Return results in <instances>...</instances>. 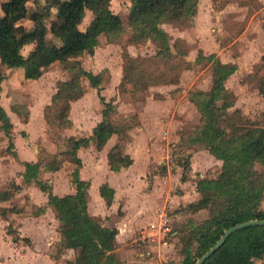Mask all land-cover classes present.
I'll list each match as a JSON object with an SVG mask.
<instances>
[{"label": "rangeland", "instance_id": "rangeland-1", "mask_svg": "<svg viewBox=\"0 0 264 264\" xmlns=\"http://www.w3.org/2000/svg\"><path fill=\"white\" fill-rule=\"evenodd\" d=\"M127 1L110 0V9L117 12L124 27L116 41L109 42L100 34L91 53L82 52L67 62L55 60L43 67L35 79L24 78L21 67L0 66L4 76L0 84V106L11 122L12 141V145L7 146V136L0 129V187L10 181H18L21 185L14 197L4 202L19 211L7 212V221L1 222L5 226L8 223L10 231L0 235V263L66 264V260H72L76 254L74 249L58 248L53 209L46 204L43 209L41 204L32 202L30 194L39 201V196L37 198L32 192L33 186L38 187L20 177L23 161H38L36 178L49 183L53 193L61 195L73 189L70 173L74 165L71 155L65 152V138L86 135L101 118L102 104L96 89L89 86L84 77L80 78L84 92L81 98L69 103L70 124L66 127L58 126L53 120L46 123L43 117L57 82L70 76L66 65L73 59L84 69L100 73L99 93L112 102L109 119L128 127L120 144L134 159L135 179L129 177L128 181V176L125 179L124 172L129 171L128 168L120 174L110 173L107 168L105 155L116 140L115 134L107 138L100 151L96 152L92 144L81 152L85 159V177L90 179L92 174L87 170L91 173L92 165L97 172L86 194L87 212L107 226H112L122 216L118 221L120 229L117 228L120 230L116 238L118 251L132 247L149 252L153 251L149 250L150 244L170 241L173 245L169 244L168 248L172 254L163 264H179L183 257L178 240L179 227L194 225L207 216L206 209L192 211L185 205L199 195L197 179L216 176L221 163L202 145L186 142L200 123V113L189 101L187 92L209 87L212 59L208 55L234 66L223 81L227 92L233 95L227 111L237 109L252 123L264 126V94L257 88L260 78H264V0H197L191 23L185 21L182 26L175 22L158 23L169 35L166 58L155 55L157 48L150 39L127 42L131 33L124 7ZM35 9L46 26V41L58 43L60 27L56 9L47 7L45 0H27L15 12L11 21L13 31L17 33L30 27L36 18ZM90 16L86 9L78 24L80 29ZM32 45H23L21 53L26 54ZM125 53L138 59L131 82L124 80L120 84ZM142 82H146L144 88H141ZM53 110L49 112L53 114ZM15 142L17 148L26 152L25 156L18 155ZM57 152L62 158L60 167L44 171L42 164ZM254 166L264 171L263 166ZM109 173L114 177V190L118 191L113 195L111 208L96 198L94 185L99 178L98 185L104 181L109 183L106 178ZM89 179L86 181L90 184ZM126 185L129 186L127 190L123 189ZM29 186L30 194L26 190ZM259 206L264 207V199ZM38 207L43 211L40 215H37ZM159 221L165 223V229L163 226L157 229ZM149 222H154L151 229L147 226ZM166 251L168 253V249ZM112 255L116 259L113 251ZM254 264H264V259Z\"/></svg>", "mask_w": 264, "mask_h": 264}, {"label": "trees", "instance_id": "trees-1", "mask_svg": "<svg viewBox=\"0 0 264 264\" xmlns=\"http://www.w3.org/2000/svg\"><path fill=\"white\" fill-rule=\"evenodd\" d=\"M26 1L0 2V66L21 67L24 78H37L42 68L55 60L67 62L69 58L82 52L91 53L100 34L112 42L124 32L120 16L109 7L110 0H45L47 7L54 6L56 9L55 16L60 27L59 42L46 41V26L36 9L32 25L16 33L11 27V21L15 12ZM196 3L197 0H130L126 15L131 33L127 42L138 43L150 39L157 48L155 55L166 58L169 35L158 23L175 22L181 26L185 21L191 23ZM86 9L91 16L80 29L78 24ZM30 43L33 45L27 53H21V47ZM208 57L212 59L209 87L187 92L189 101L200 113V123L194 127L186 142L202 145L212 156L220 159L221 163L216 176L197 179L196 191L199 195L185 205L192 211L206 209L207 216L194 225L179 227L178 240L183 255L179 264H194L227 227L249 219H264V207L259 206L264 199V171L254 166L259 164L264 167V126L252 123L237 109L227 111L233 102V95L227 92L223 81L234 66L223 63L218 58L214 59L211 54ZM137 59L125 53L120 84L124 80L131 82ZM66 68L70 71V76L57 82L50 101L45 106V122L53 120L60 127L70 124L69 103L84 92L81 77L96 89L97 98L102 104L101 118L92 126L88 135H68L65 138V152L71 155L74 165L70 173L74 190L61 195L53 193L47 182L36 178L40 167L38 161H23L22 177L34 181L45 193L46 202L53 209L57 220L58 248L76 250L73 259L66 260V264H120L112 255L117 229L102 225L87 212L88 182L78 177L81 161L76 150L89 143L99 150L107 138L115 134V142L106 151V163L110 170L117 171L131 162L130 156L122 150L120 144L124 141L128 127L109 119L112 102L105 100L99 93V72L84 69L76 59L66 65ZM3 77L0 69V84ZM260 82L257 88L264 94L263 77ZM134 84L132 83L133 86ZM145 86L146 82H142L141 88ZM52 108L53 114L49 112ZM25 114L26 117L27 112ZM10 127L11 122L0 106V129L7 136V146L12 145ZM58 154L59 152L53 154L41 168L46 171L57 170L62 163ZM19 188L20 185L14 181L0 187V200L9 199ZM98 192L106 203L111 201L112 188L106 183L99 185ZM17 210L13 205L2 206L0 216L6 218L7 212ZM37 211L40 212L41 208L38 207ZM5 227L9 233V225ZM261 259H264V225L254 224L230 232L200 264H252Z\"/></svg>", "mask_w": 264, "mask_h": 264}, {"label": "crops", "instance_id": "crops-1", "mask_svg": "<svg viewBox=\"0 0 264 264\" xmlns=\"http://www.w3.org/2000/svg\"><path fill=\"white\" fill-rule=\"evenodd\" d=\"M129 4H130V0L129 1H127L126 2V6L124 5V7L126 8V10H127V7L129 6ZM115 13H117V12H115ZM83 95V94H82ZM81 95V96H82ZM81 96L80 97H78L77 98V100L79 99V98H81ZM76 100V99H75ZM75 100H73V101H75ZM73 101H72V103H73ZM95 124V123H94ZM93 124V125H94ZM92 125V126H93ZM92 126L90 127V130H89V132L86 134V135H88L89 133H90V131H91V128H92ZM92 144L91 143H89L88 144V146H91ZM17 146H18V143L17 142H15V148H16V152L18 153V155H20V156H25V151L24 150H22V149H20L19 147V149L17 148ZM88 146H86V147H84V146H81V147H79V148H77V150H76V155L80 158V161H81V165H80V167L78 168V177L80 178V179H83V180H87L88 181V179H89V177H85V175H84V170H85V159H83L82 158V155H81V152H82V150H84L85 148H89ZM105 146V143H104V145L102 146V148ZM111 146V145H110ZM101 148V149H102ZM101 149H99V150H96L95 148H94V150L97 152V151H100ZM16 153V154H17ZM127 153V152H126ZM128 154V153H127ZM129 155V154H128ZM130 156V155H129ZM105 158H106V155H105ZM130 158L132 159L131 160V162H130V164H128L127 166H125V167H121L119 170H117V171H112V170H110L109 168H108V165H107V163H106V165H107V168H108V170H109V172L110 173H114V172H118V174H120L122 171H125V170H127V168H128V170L129 171H125L124 172V174H125V179L127 178V176H128V181H129V177L131 178H134L135 179V177H136V173L132 170L133 169V167H134V159H133V157L132 156H130ZM217 159V158H216ZM91 161V160H90ZM105 161H106V159H105ZM44 171H46V170H44ZM90 171H91V173H89V171L87 170V172H88V174H92L91 175V177H90V179H89V181H90V184H89V182H88V184H87V188H86V192L88 193L89 192V188H90V186L92 185V178H93V175L94 174H97V172L95 171V169H94V167H93V165H92V167H91V169H90ZM92 171H95V173L94 172H92ZM110 173L109 174H107V179L109 178V183H106V184H108L111 188H112V198H111V201L109 202V203H106L105 202V200L99 195V192H98V187H99V185H98V181L100 180V178H99V180L94 184L95 185V188H96V193H97V196H96V198H98L100 201H101V203H102V201L105 203V205L108 207H113L114 206V201H113V199H115V197L113 196V195H115L116 194V192H118V191H116V189L114 190V182H112L113 181V179H114V177H112L111 178V175H110ZM127 173H131V175H129V174H127ZM109 175V176H108ZM106 175L104 174V176H103V178L105 177ZM20 177H22V174H20ZM26 181H28V180H26ZM16 183H18V181H15ZM31 182V181H30ZM33 183H34V181H32ZM105 182V181H104ZM104 182H102V183H104ZM101 183V184H102ZM19 184V183H18ZM35 184V183H34ZM49 184V183H48ZM20 185V184H19ZM36 185V184H35ZM50 185V184H49ZM37 186V185H36ZM38 187V186H37ZM30 188H31V186H29L26 190H28V193L30 194ZM73 189L71 190V192L74 190V186L72 187ZM21 189V185H20V188H19V190ZM33 194L34 195H36V197L38 198V196H39V201H35L34 200V198L31 196V194H30V197L32 198V202H34L35 204H41L40 206H42L43 207V209L45 208V206H43V204H46L48 207H50V205H48L47 204V202H46V196H45V193L44 192H42L39 188L37 189V188H35L34 186H33ZM120 189V188H119ZM123 189H125V190H127V189H129V186H125V187H123ZM18 190V191H19ZM25 190V189H24ZM52 191V190H51ZM16 193V192H15ZM15 193H14V195H15ZM128 193V192H127ZM44 194V195H43ZM89 194V193H88ZM14 195L12 196V197H10L9 199H7V200H0V207H4V206H6V207H8V205H5L4 204V202L6 201V202H8L10 199H12L13 197H14ZM126 199V198H125ZM38 206V205H37ZM124 207H127V205L125 206L124 205ZM19 211V210H18ZM22 211V209H20V212ZM43 211H40L39 213H37V215H40L41 213H42ZM19 213V212H18ZM37 215H34V216H37ZM122 216L120 215V217L116 220V222L114 221V223H113V225L112 226H114L116 229L117 228H119L120 226L118 225V221H119V219L121 218ZM5 220V218H2L1 216H0V227H1V229H0V235H1V237H2V233L3 232H5V234H6V229L4 228V226L5 225H2V221H4ZM54 220H55V222H56V225H57V220H56V218H54ZM121 220H123V219H121ZM5 221H7V220H5ZM125 222H126V220H125ZM123 223H124V221H123ZM8 224V223H7ZM125 225H126V223H125ZM107 226V225H106ZM2 227L4 228V230L2 229ZM120 229V228H119ZM118 233H120V230H118L117 232H116V234H115V236H114V249H113V252H114V256L116 257V259L121 263V264H163V262L166 260V258H167V256H169L170 255V253L172 254V251L171 250H169V244H170V246H172L173 245V243L172 242H170V241H162V243H158L159 245H157V244H150L149 245V250H153V251H141L140 249H138V248H132V247H130V248H127V249H123V250H121V251H118L117 250V247H116V238H117V235H118ZM3 240V239H2ZM4 243V242H3ZM163 244H165V246H163ZM12 247V246H11ZM146 248H147V246H146ZM12 249L14 250V247H12ZM67 249H71V248H67ZM168 249V253H167V250ZM12 250V251H13ZM11 251V252H12ZM257 262H258V260H256ZM255 261V262H256ZM0 264H3V263H0ZM4 264H5V262H4ZM19 264H24V262L23 263H19ZM252 264H254V263H252Z\"/></svg>", "mask_w": 264, "mask_h": 264}, {"label": "water", "instance_id": "water-1", "mask_svg": "<svg viewBox=\"0 0 264 264\" xmlns=\"http://www.w3.org/2000/svg\"><path fill=\"white\" fill-rule=\"evenodd\" d=\"M254 224L264 225V219H249L227 227L226 229H224L223 233L215 240V242L195 260L194 264H200L213 250H215L224 241V239L230 232L243 226Z\"/></svg>", "mask_w": 264, "mask_h": 264}, {"label": "built area", "instance_id": "built-area-1", "mask_svg": "<svg viewBox=\"0 0 264 264\" xmlns=\"http://www.w3.org/2000/svg\"><path fill=\"white\" fill-rule=\"evenodd\" d=\"M160 223L159 224H157V229H159L160 228V226H163V224H165L163 221H159ZM147 226L149 227V229H151V228H153L154 227V222H149L148 224H147ZM163 229H165L164 228V226L162 227ZM143 236V235H142Z\"/></svg>", "mask_w": 264, "mask_h": 264}]
</instances>
